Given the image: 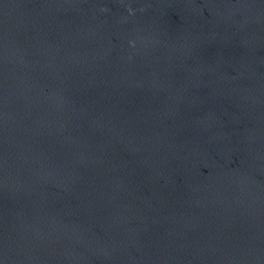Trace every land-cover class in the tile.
Segmentation results:
<instances>
[{"label": "water", "instance_id": "1", "mask_svg": "<svg viewBox=\"0 0 264 264\" xmlns=\"http://www.w3.org/2000/svg\"><path fill=\"white\" fill-rule=\"evenodd\" d=\"M0 264H264V0H0Z\"/></svg>", "mask_w": 264, "mask_h": 264}]
</instances>
